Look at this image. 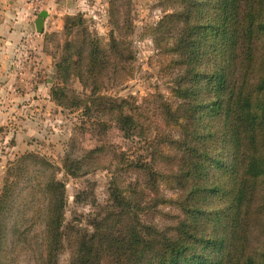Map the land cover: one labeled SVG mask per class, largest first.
Segmentation results:
<instances>
[{
    "label": "trees",
    "instance_id": "trees-1",
    "mask_svg": "<svg viewBox=\"0 0 264 264\" xmlns=\"http://www.w3.org/2000/svg\"><path fill=\"white\" fill-rule=\"evenodd\" d=\"M120 3L110 0L119 31ZM180 4L158 24L164 35L175 36L173 100L151 95L155 116L179 133L171 139L149 133L151 115L144 104L101 93L106 79L122 75L124 42L113 36L107 49L90 36L81 14L65 20L66 34L81 27L82 39L65 43L58 76L63 83L76 76L91 90L86 99L75 95L68 103L67 88L54 87L53 100L84 105L83 115L101 134L114 122L126 138L139 137L145 145L135 158L116 155L130 173L144 178L121 184L115 174L110 203L90 220L92 232L72 244L69 264H264V0ZM101 154L106 147L99 144L80 157L67 154L62 166L35 152L10 161L0 195V264H14L21 243L31 248L35 264H61L67 193L58 175H88L103 167ZM162 179L178 189L172 199L160 192ZM167 203L181 212L174 225L160 228L143 220V213ZM256 230L263 235L258 246Z\"/></svg>",
    "mask_w": 264,
    "mask_h": 264
},
{
    "label": "rangeland",
    "instance_id": "rangeland-1",
    "mask_svg": "<svg viewBox=\"0 0 264 264\" xmlns=\"http://www.w3.org/2000/svg\"><path fill=\"white\" fill-rule=\"evenodd\" d=\"M30 1H33L32 11L35 16L38 17L42 10L49 12L45 18L48 23L43 32H34L33 45L24 50L20 61L15 66L17 69L15 76L21 79L17 83L22 86H19L14 93L19 92L24 96L27 90L42 82L50 91L51 104L33 102L32 97L27 98L25 103H22L23 106L15 108L16 117L12 118L9 124L11 126L8 127L17 135H12L8 142L15 148L7 154L5 159L0 157V195L8 164L27 152L45 155L57 165L62 166L67 154L80 157L86 150L95 148L99 144L105 145L107 154H101L98 157L103 167L81 177H71L63 171L58 175L66 183V226L68 227L66 247L59 259L61 264H69L72 259V244L82 235L92 232L90 220L110 203V187L115 174L118 175V181L121 184L125 180L144 178L143 174L130 173L127 163H118L116 155L118 152H125L127 156L135 158L137 153L144 152L145 145L139 137L126 138L114 122L110 124L111 127L106 133L101 134L98 131L99 127L94 125L93 121H89V117L83 115L84 105H81V108H75L60 105L53 100L51 91L54 87L67 88L71 96L67 100L68 103L75 95L86 99L91 90L90 86L84 85L76 76H72L67 83H63L58 76L56 63L65 52V43L67 40L82 39L79 33L81 27H77L72 36L66 34L65 20L67 16L81 14L90 36L98 39L107 49H110L113 36L124 42L127 50L124 58L119 62L122 75L106 79L100 87L101 93L119 99L133 98L139 104H144L151 115L149 123L152 126L149 133L152 136L161 134V137L171 139V137L177 138L179 133L175 127L167 125L161 117L155 116L151 95L161 93L165 99L173 100L171 92L175 86V76L178 74V70L171 65L173 56L171 50L175 36L164 35L165 30L159 28L158 24L166 14L180 10L181 4L180 0H125L126 3L121 0L120 13H117V16H120L123 27L119 31L113 19V12L110 11V0ZM126 17L128 22L125 20ZM45 58H48L49 70H46L48 66L44 67ZM39 97L35 98L43 99ZM147 99H151L152 102ZM30 102L32 105H29ZM104 116L107 117V115ZM162 148L168 152L176 151L172 145L164 147L162 145ZM164 166H166L164 167L166 172L168 166L166 164ZM165 180H161L160 192L166 198L172 199L170 196L177 193L178 189L175 184L169 187V181ZM19 199L21 202L22 197ZM19 213L22 215V211ZM26 214L29 216L30 212ZM179 214L181 212L175 205L167 203L160 204L155 210L146 211L142 214V218L162 228L174 225L176 216ZM33 230L38 233L40 226L37 225ZM262 239V233L256 230L253 245L258 246ZM31 244L35 249L38 246L36 240H33ZM32 252L27 244L21 243L13 257V263L35 264Z\"/></svg>",
    "mask_w": 264,
    "mask_h": 264
},
{
    "label": "crops",
    "instance_id": "crops-1",
    "mask_svg": "<svg viewBox=\"0 0 264 264\" xmlns=\"http://www.w3.org/2000/svg\"><path fill=\"white\" fill-rule=\"evenodd\" d=\"M32 6L33 1L30 0H0V157L3 159L15 148L8 143L12 135H16L8 128L11 126L9 124L12 118L16 117L15 108L23 106L22 103L32 97L33 102L51 104L50 91L42 82L27 90L24 96L19 92L14 93L22 86L17 83L21 79L15 76L17 70L15 66L24 50L33 45L32 35L34 32L37 33V16L33 14ZM47 23L45 20L44 28L47 27ZM43 62L44 67L48 66L46 70H49L48 58ZM37 96L43 99L35 98ZM29 105H32L31 102Z\"/></svg>",
    "mask_w": 264,
    "mask_h": 264
},
{
    "label": "water",
    "instance_id": "water-1",
    "mask_svg": "<svg viewBox=\"0 0 264 264\" xmlns=\"http://www.w3.org/2000/svg\"><path fill=\"white\" fill-rule=\"evenodd\" d=\"M48 16L47 10H42L36 20V28L38 32H43L45 25V18Z\"/></svg>",
    "mask_w": 264,
    "mask_h": 264
}]
</instances>
